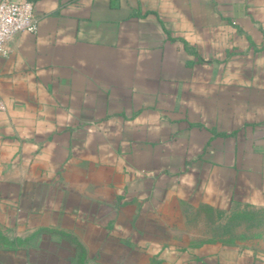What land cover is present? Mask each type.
<instances>
[{
	"label": "crops",
	"instance_id": "1",
	"mask_svg": "<svg viewBox=\"0 0 264 264\" xmlns=\"http://www.w3.org/2000/svg\"><path fill=\"white\" fill-rule=\"evenodd\" d=\"M28 1L38 32L0 53V218L27 232L14 240L106 244L162 214L222 246L264 225V0Z\"/></svg>",
	"mask_w": 264,
	"mask_h": 264
},
{
	"label": "rangeland",
	"instance_id": "2",
	"mask_svg": "<svg viewBox=\"0 0 264 264\" xmlns=\"http://www.w3.org/2000/svg\"><path fill=\"white\" fill-rule=\"evenodd\" d=\"M135 207L133 204L123 206L122 213L126 217L117 220L129 226L128 215ZM1 212L9 213L0 204ZM64 220L58 219L60 224H64ZM236 222L240 220L236 219ZM108 224L112 225L111 222ZM139 228L142 231L138 237L128 239L131 234L126 233L119 237L120 241L110 239L106 244L102 241L103 234L79 238L76 235L73 238L41 234L14 240L15 234L24 236L27 232L19 231L11 217L0 218V264H85L87 256L92 262L103 264H258V259L264 261V225L261 223L251 224L248 233H245V227L236 225L238 234H226V241H229L222 246L219 241H206L201 225L192 227L177 216L155 214L150 218H139ZM76 239L81 243L88 241V253L76 247ZM245 245L250 250H245ZM97 251H100L98 256Z\"/></svg>",
	"mask_w": 264,
	"mask_h": 264
},
{
	"label": "built area",
	"instance_id": "3",
	"mask_svg": "<svg viewBox=\"0 0 264 264\" xmlns=\"http://www.w3.org/2000/svg\"><path fill=\"white\" fill-rule=\"evenodd\" d=\"M34 4L28 0L0 1V53L12 37L21 33L36 34ZM0 108H3L0 105Z\"/></svg>",
	"mask_w": 264,
	"mask_h": 264
}]
</instances>
